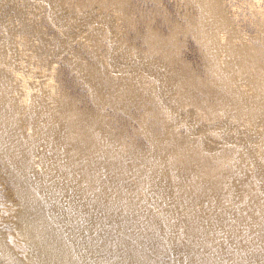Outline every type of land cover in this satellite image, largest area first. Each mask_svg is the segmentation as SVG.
Instances as JSON below:
<instances>
[{
	"label": "bare ground",
	"instance_id": "1",
	"mask_svg": "<svg viewBox=\"0 0 264 264\" xmlns=\"http://www.w3.org/2000/svg\"><path fill=\"white\" fill-rule=\"evenodd\" d=\"M237 3L0 0V264H264V0Z\"/></svg>",
	"mask_w": 264,
	"mask_h": 264
},
{
	"label": "rangeland",
	"instance_id": "2",
	"mask_svg": "<svg viewBox=\"0 0 264 264\" xmlns=\"http://www.w3.org/2000/svg\"><path fill=\"white\" fill-rule=\"evenodd\" d=\"M234 1H235L236 3L238 2L237 4H240V3L242 4V3H243L242 11H243V12H246V5H245V3H244V0H234ZM248 28H249V27H248ZM194 65L198 67V68L196 67V70H198V69H199V62H198V61H197V62H194Z\"/></svg>",
	"mask_w": 264,
	"mask_h": 264
}]
</instances>
